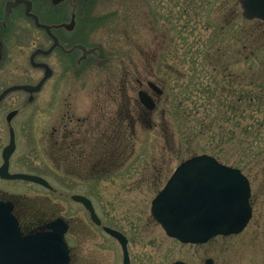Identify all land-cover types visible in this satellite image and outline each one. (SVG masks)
Instances as JSON below:
<instances>
[{
    "label": "rangeland",
    "instance_id": "obj_1",
    "mask_svg": "<svg viewBox=\"0 0 264 264\" xmlns=\"http://www.w3.org/2000/svg\"><path fill=\"white\" fill-rule=\"evenodd\" d=\"M67 22L79 23L70 49L75 81L65 82L68 61L57 58L53 76L28 91L25 104L11 85L35 87L38 73L29 67L26 79L0 78V166L11 126L10 173L43 177L55 190L0 178V200L12 201L23 220L68 221L70 264H122L120 244L103 227L127 237L131 264H264V23L245 19L237 0H75ZM137 79H155L164 95L149 123L132 128L126 118L136 116ZM72 87L92 111L107 102L110 131L120 123L124 132L120 169L88 188L101 226L70 199L85 187L69 184L68 172L62 183L53 167L50 135L59 110L72 100L75 107ZM202 154L248 178L252 218L237 235L182 244L154 221L151 202L177 165Z\"/></svg>",
    "mask_w": 264,
    "mask_h": 264
},
{
    "label": "flooded vegetation",
    "instance_id": "obj_2",
    "mask_svg": "<svg viewBox=\"0 0 264 264\" xmlns=\"http://www.w3.org/2000/svg\"><path fill=\"white\" fill-rule=\"evenodd\" d=\"M74 4L75 0H0V78L26 79L30 67L38 73L37 85L43 81L39 87L42 89L55 72V60L61 58L68 61L69 76L64 75L67 77L65 82H73L77 66L75 49H70L77 44L76 30L79 23L75 22L71 25L67 19L69 10L74 8ZM45 42L49 43L46 48H44ZM51 57L53 62H47ZM47 73L49 76L45 79ZM20 81L18 80L11 87L21 88H16L11 92L12 94L24 93V103L27 104L29 90L22 87L29 86V83L25 80ZM136 82L138 84L137 99L135 98L134 102L137 109L136 116L129 114L126 118L131 122L132 128L135 123L142 121L149 123L150 116L157 112L158 104L164 95L163 88L155 79L147 81L137 79ZM149 83H153L156 90L151 88ZM73 89L72 87L70 93H73L75 107L72 106V100L63 112L59 110L52 127L50 136L55 156L53 167L62 183H65L63 181L65 175L62 173L68 172L75 175L69 184L85 187L84 194L70 196L73 202L78 203L73 196L79 195L89 199L92 203L88 191V188H92L89 186L93 182L104 183L105 177L120 169V139L124 132L120 123L113 125L114 128L110 131L107 102L101 100L92 111L81 100L77 101L79 97H76L77 93L72 92ZM140 92L153 102L152 109L147 108L140 101ZM118 106L119 103H117ZM14 111L16 112L15 118L18 109ZM126 119L122 118L119 121ZM11 128L9 126L8 130ZM13 131L16 138V131L14 129ZM48 190L54 191L55 189L50 186ZM78 204L83 206L81 203ZM13 205V213L22 237L36 233L40 228H43V232H47L46 225L57 219L47 222L38 218L23 220L16 214V205L14 203ZM58 218L67 224L68 233L70 229L68 221L61 217Z\"/></svg>",
    "mask_w": 264,
    "mask_h": 264
},
{
    "label": "water",
    "instance_id": "obj_3",
    "mask_svg": "<svg viewBox=\"0 0 264 264\" xmlns=\"http://www.w3.org/2000/svg\"><path fill=\"white\" fill-rule=\"evenodd\" d=\"M242 15L247 20L258 19L264 23V0H238ZM49 76L47 73L45 79ZM43 82V81H42ZM22 88L37 91L42 84ZM149 86L156 90L153 83ZM16 88L11 87L13 91ZM140 101L149 109L153 102L143 93ZM13 111L6 117L10 122ZM9 144L3 149L0 178L23 180L50 188L47 181L35 175L9 172V159L15 150L14 131L9 130ZM251 187L248 178L237 168L218 162L202 154L182 162L165 187L152 201L151 215L168 237L184 244H204L216 236L241 233L252 217ZM89 211L92 220L100 225L91 202L82 196H73ZM50 232L22 237L13 215V204L0 201V264H69L70 256L64 234L67 226L61 220L47 224ZM104 231L118 240L123 251V264H130L127 239L108 227ZM207 260L206 264H211ZM172 264H189L176 261Z\"/></svg>",
    "mask_w": 264,
    "mask_h": 264
}]
</instances>
